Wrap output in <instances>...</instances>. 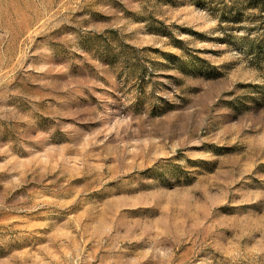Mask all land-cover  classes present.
Returning a JSON list of instances; mask_svg holds the SVG:
<instances>
[{"label": "rangeland", "instance_id": "1", "mask_svg": "<svg viewBox=\"0 0 264 264\" xmlns=\"http://www.w3.org/2000/svg\"><path fill=\"white\" fill-rule=\"evenodd\" d=\"M0 264H264V0H0Z\"/></svg>", "mask_w": 264, "mask_h": 264}]
</instances>
